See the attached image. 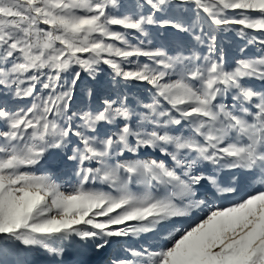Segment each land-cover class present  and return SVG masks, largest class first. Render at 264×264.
<instances>
[{
  "label": "snow or ice",
  "instance_id": "obj_1",
  "mask_svg": "<svg viewBox=\"0 0 264 264\" xmlns=\"http://www.w3.org/2000/svg\"><path fill=\"white\" fill-rule=\"evenodd\" d=\"M177 3L187 7L157 19L173 0L129 12L120 0H0V95L29 101L0 103V245L59 256L73 237L99 251L153 233L155 248L127 247L111 264H264V90L246 83H264V0ZM149 26L190 40L174 54L146 47ZM218 30L261 54L227 67L214 58ZM101 65L111 85H149L147 99L112 87L73 110L81 74L95 79ZM69 145L76 182L65 187L37 166Z\"/></svg>",
  "mask_w": 264,
  "mask_h": 264
},
{
  "label": "rangeland",
  "instance_id": "obj_2",
  "mask_svg": "<svg viewBox=\"0 0 264 264\" xmlns=\"http://www.w3.org/2000/svg\"><path fill=\"white\" fill-rule=\"evenodd\" d=\"M136 2L137 0H120V11L129 12L135 10L134 5ZM185 7L187 6L178 5L177 0H173V4L167 12L156 14L157 19L170 18L182 12ZM148 32L149 35L147 37H140V39L144 40V45L151 48L164 46L170 54H174V50L176 47L180 46V42L187 43L190 40L187 34L179 33L170 27L160 28L158 26H149ZM214 34L217 37V52L214 54V58L215 56L222 55L227 67H234L235 62L239 59L251 58L261 54L254 45H248L245 50L241 52L240 49L245 46L246 41L242 40L234 31L218 30ZM133 43H139V41L133 37ZM196 50L202 55H207V43L197 45ZM141 60L143 61L145 58H141ZM101 68L103 71L99 72L95 79L90 78L86 73L81 74V80L78 82L75 90L73 110L77 108L95 107L99 99L111 91L112 87L118 89L122 88L132 99L137 95H141L147 99L148 93L146 89L150 87L149 85L139 82H134L126 87L123 85H111V70L106 65H101ZM246 83L257 90H264V83L260 81L250 80L246 81ZM89 88L93 90V95L91 97L87 95V89ZM0 103L6 104L9 107H14L17 104L24 106L29 103V101L16 100L8 93L6 95H0ZM99 131L103 133V126H101ZM71 147H73V145H69L68 149H51L50 152L46 154L41 165L37 166L41 172L51 174L57 183L65 187L76 182V177L74 175L76 165L73 161L67 159V156L71 155ZM140 155L141 157L147 158L149 155L160 154L153 153L151 149H145ZM160 158L164 157L160 155ZM229 175L230 173L226 171L222 174V179L227 180ZM249 186L250 182L248 178L242 175L240 177V191L243 192L248 190ZM230 199H232L231 196L227 197L225 200H216V203H226L227 200ZM179 219L180 218L176 221ZM192 219L193 217H186L187 222H191ZM150 235H153V233H142L139 236L126 238L132 244L135 240H140L141 238L143 240L150 237ZM124 239L125 237H114L108 246L97 251L93 246V242H85L81 241L78 237H73L63 242L61 246L64 251L63 254L59 256H53L40 248H29L19 244L10 247L7 245H0V247L4 248V251L0 252V264H108L112 254L116 250L115 248L117 245H120V241L123 243ZM118 257L126 258V255L124 253Z\"/></svg>",
  "mask_w": 264,
  "mask_h": 264
},
{
  "label": "bare ground",
  "instance_id": "obj_3",
  "mask_svg": "<svg viewBox=\"0 0 264 264\" xmlns=\"http://www.w3.org/2000/svg\"><path fill=\"white\" fill-rule=\"evenodd\" d=\"M200 214L201 213L200 212H197V211L193 212V216H192L193 219H195ZM189 223L190 222H187L186 221V217L180 218L178 221H176V224L177 225H181V224L187 225ZM159 243H161V241L159 242L158 238L154 234L153 235H150V237H147L146 239H143V240H142V238L140 240H135L134 242H132V244L125 237L124 242L122 243L120 241V245H117V247L115 248L116 250L112 254V257L109 260L108 264H111V261L113 259H116V257H118L119 255L124 254L125 253L124 249L127 248V247L139 248L142 245L143 246H149V245H151L153 248H155ZM125 255H126V253H125Z\"/></svg>",
  "mask_w": 264,
  "mask_h": 264
}]
</instances>
